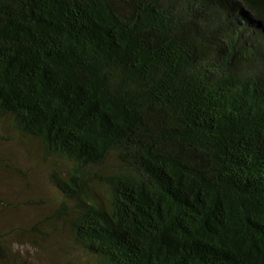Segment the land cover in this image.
Here are the masks:
<instances>
[{
  "label": "trees",
  "instance_id": "obj_1",
  "mask_svg": "<svg viewBox=\"0 0 264 264\" xmlns=\"http://www.w3.org/2000/svg\"><path fill=\"white\" fill-rule=\"evenodd\" d=\"M0 122L73 264H264V0H0Z\"/></svg>",
  "mask_w": 264,
  "mask_h": 264
},
{
  "label": "rangeland",
  "instance_id": "obj_2",
  "mask_svg": "<svg viewBox=\"0 0 264 264\" xmlns=\"http://www.w3.org/2000/svg\"><path fill=\"white\" fill-rule=\"evenodd\" d=\"M24 147L15 143L10 128L0 122V235L11 247L9 261L0 264H73L76 258L82 262V250L67 247L66 229L44 223L58 196L46 164L32 158ZM3 159H11L7 163L14 165L6 168ZM39 220L44 224L32 236L30 227ZM62 253L67 258L73 254L72 261Z\"/></svg>",
  "mask_w": 264,
  "mask_h": 264
}]
</instances>
